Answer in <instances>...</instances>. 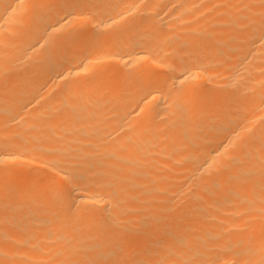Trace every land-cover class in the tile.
Segmentation results:
<instances>
[{
	"label": "bare ground",
	"instance_id": "obj_1",
	"mask_svg": "<svg viewBox=\"0 0 264 264\" xmlns=\"http://www.w3.org/2000/svg\"><path fill=\"white\" fill-rule=\"evenodd\" d=\"M0 264H264V0H0Z\"/></svg>",
	"mask_w": 264,
	"mask_h": 264
}]
</instances>
